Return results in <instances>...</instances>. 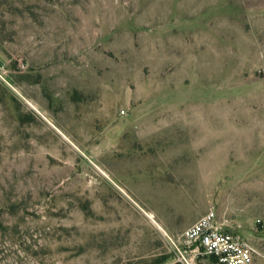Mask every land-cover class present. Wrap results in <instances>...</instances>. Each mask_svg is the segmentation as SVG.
Segmentation results:
<instances>
[{
  "label": "rangeland",
  "instance_id": "rangeland-1",
  "mask_svg": "<svg viewBox=\"0 0 264 264\" xmlns=\"http://www.w3.org/2000/svg\"><path fill=\"white\" fill-rule=\"evenodd\" d=\"M210 210L264 264V0H0V264H186Z\"/></svg>",
  "mask_w": 264,
  "mask_h": 264
},
{
  "label": "built area",
  "instance_id": "built-area-1",
  "mask_svg": "<svg viewBox=\"0 0 264 264\" xmlns=\"http://www.w3.org/2000/svg\"><path fill=\"white\" fill-rule=\"evenodd\" d=\"M174 244L179 261L193 264L200 256L213 258L216 264H253L256 249L241 235L225 231L214 210L198 218L184 229Z\"/></svg>",
  "mask_w": 264,
  "mask_h": 264
},
{
  "label": "bare ground",
  "instance_id": "bare-ground-1",
  "mask_svg": "<svg viewBox=\"0 0 264 264\" xmlns=\"http://www.w3.org/2000/svg\"><path fill=\"white\" fill-rule=\"evenodd\" d=\"M103 174V176H106V174L105 173H102ZM151 216V214H149V216L148 217H150ZM152 221H155L154 219H152Z\"/></svg>",
  "mask_w": 264,
  "mask_h": 264
},
{
  "label": "trees",
  "instance_id": "trees-1",
  "mask_svg": "<svg viewBox=\"0 0 264 264\" xmlns=\"http://www.w3.org/2000/svg\"><path fill=\"white\" fill-rule=\"evenodd\" d=\"M212 259V261L214 262V263H216V261L213 259V258H211Z\"/></svg>",
  "mask_w": 264,
  "mask_h": 264
},
{
  "label": "crops",
  "instance_id": "crops-1",
  "mask_svg": "<svg viewBox=\"0 0 264 264\" xmlns=\"http://www.w3.org/2000/svg\"><path fill=\"white\" fill-rule=\"evenodd\" d=\"M188 227H189V226H188ZM186 228H187V227H186ZM186 228H185V229H186Z\"/></svg>",
  "mask_w": 264,
  "mask_h": 264
}]
</instances>
